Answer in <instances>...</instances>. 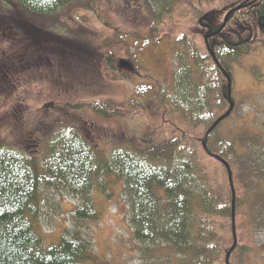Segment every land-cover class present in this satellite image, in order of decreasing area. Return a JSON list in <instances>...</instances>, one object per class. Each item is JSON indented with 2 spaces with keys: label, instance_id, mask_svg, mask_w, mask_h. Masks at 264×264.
<instances>
[{
  "label": "trees",
  "instance_id": "16d2710c",
  "mask_svg": "<svg viewBox=\"0 0 264 264\" xmlns=\"http://www.w3.org/2000/svg\"><path fill=\"white\" fill-rule=\"evenodd\" d=\"M98 1L5 3L17 10L13 29L20 32L22 16L37 22L39 17H59L78 5L93 12L92 5ZM188 1L140 0L142 11L133 9L132 19L139 22L140 17L148 23L154 45L164 37L159 26L163 16L168 17L175 6ZM217 2L216 11L222 12L218 24L209 27L201 14L195 22V34L204 24L208 26L206 34L215 33L230 12L221 31L207 40L209 50L205 42L196 43L195 35H179L175 42L181 49L171 51L166 73L158 78L147 72L143 79L150 81L149 94H136L128 110L111 107L105 100L71 107L108 118H139V136L117 144L115 139V149L107 153L104 147H110L109 140L90 144L77 123L67 118L57 124L56 132L39 135V145L41 141L44 144L42 164L20 146L0 138V264H89L93 232L89 225L100 221L91 193L110 199L109 187L116 183L122 185L123 208L136 250L147 264L245 263V256L253 249L254 232L264 227V134L255 132L247 122L229 140L220 137L218 130L228 119L240 121L236 113L247 97L234 88L233 65L264 44V0ZM44 28L42 33L50 40L45 30L51 28ZM18 32L14 36L17 46L29 60L40 46L23 37L22 29ZM52 33L51 39L68 59L77 61L78 54L84 59L83 53L92 56L85 50L93 49L91 45L66 44ZM125 49L122 44L114 53L109 52L104 67L107 79H122L124 70L118 67L116 57L124 54L122 58H130ZM140 73L138 70L137 77ZM93 148L101 152L95 153ZM213 155L222 166L220 180L207 171V161ZM64 196L78 200L75 206L66 204L71 207L70 227L64 226L54 242H47L39 227L38 211L43 205L62 207Z\"/></svg>",
  "mask_w": 264,
  "mask_h": 264
},
{
  "label": "rangeland",
  "instance_id": "374dc122",
  "mask_svg": "<svg viewBox=\"0 0 264 264\" xmlns=\"http://www.w3.org/2000/svg\"><path fill=\"white\" fill-rule=\"evenodd\" d=\"M139 2L100 0L92 5L95 8L93 12L88 11L86 6L78 5L71 7L74 9H66L59 17H39L41 22H34L22 16L23 37L34 39L40 45L37 56L29 60L25 59L24 52L21 54V51H15L12 47V41L9 39H13L12 35L4 32L11 27H1L0 60L7 57L11 63L14 62L5 72H0L1 140L20 146L28 156L42 164L45 156L44 144L41 141L39 145V135L43 132H56L57 124L68 121L67 118L70 122L77 123V127L90 144H96V141L100 144L103 139L109 140L110 147H104L107 153L115 149V145L123 139L139 136L142 132L139 118H108L89 110L77 112L71 107L89 101L105 100L111 107H125L128 110L131 99L136 94H149L150 81L143 79L147 72L158 78L166 73L171 51L181 49L175 42L179 35H195V41L199 45L205 42L208 27L206 24L203 23L202 31L194 33L199 14L204 16L209 27L218 24L222 17V12L216 11L217 0H201V3L189 0L178 4L168 17L163 16L159 26L164 37L153 45L151 42L155 37L152 33L148 34V23H144L140 17L139 22L132 19L133 9H140ZM144 13L143 15L146 14ZM44 27L51 28L50 31L45 30L49 32L47 36L50 37V42L42 33L41 28L45 29ZM21 29L16 32L21 34ZM51 31L52 35H57L59 41L66 44V41H71L77 46L79 43L91 45L93 49L88 47L89 50H85L92 56L83 53L86 57L84 59H81L79 54L73 56L77 61L68 59L63 48L51 39ZM207 33L213 34L208 31ZM143 39L146 40L142 42ZM122 44H125L127 52L131 55L128 54L130 58H122L124 54L116 57L118 67L123 62L127 63L129 68L119 67L124 70L120 73L122 79H107L104 75L105 59L109 52L114 53L116 47ZM3 51L6 53L3 54ZM44 57H48L50 67L46 66L48 63L43 60ZM138 70H141V73L137 77ZM232 77L235 90L246 95L247 100L236 113L240 121L233 118L226 120L223 126L219 127L218 135L224 140H229L245 122L255 132L264 134V44L254 48L241 58L239 63L233 65ZM48 108L51 109L49 113ZM115 139L116 144L113 143ZM93 151L101 152L95 148ZM207 171L216 179H221L222 166L214 159L207 161ZM121 188V183L111 184L110 199L96 191L91 193L100 221L89 225L93 231L89 264H147L136 250L137 244L128 228ZM64 198L66 201L62 207L43 205L38 211L39 227L47 242H54L64 226L70 227L68 219L71 207L66 204L75 206L78 200L69 196ZM252 239L253 249L245 256L244 264H264V227L254 232Z\"/></svg>",
  "mask_w": 264,
  "mask_h": 264
},
{
  "label": "flooded vegetation",
  "instance_id": "af4514ba",
  "mask_svg": "<svg viewBox=\"0 0 264 264\" xmlns=\"http://www.w3.org/2000/svg\"><path fill=\"white\" fill-rule=\"evenodd\" d=\"M19 9V8H18ZM16 17H17V10H12L9 6H8V4L7 3H5V0H0V31H1V27H6V26H9V27H11V28H9V27H6V28H9V30H7V31H4V32H6V33H10L11 35H12V38L13 39H11V38H9L11 41H12V44L11 45H13L12 47L15 49V51H21L20 53L22 54V48L20 47L19 48V46H17L18 44H17V42H16V40H15V38H14V36L16 35V32H15V30L13 29V24H15L16 25V23H17V19H16ZM23 27V24L21 23L20 25H19V28L21 29ZM9 31V32H8ZM47 41H49L48 39H47ZM49 43V42H48ZM47 43V44H48ZM32 44H34V46H40L37 42H33ZM4 49H7L5 46H2ZM11 47V46H10ZM37 52H38V50H37ZM37 52H36V54H37ZM6 53V51H3V54H5ZM31 56L32 55H30L29 56V58H31ZM37 56V55H36ZM15 59V58H14ZM40 60H41V58H40ZM6 61H7V63H6ZM46 61H47V63L48 64H46V66H48V67H50L51 65L49 64L50 62H49V60H47L46 59ZM61 61V60H60ZM0 62L2 63L1 65H0V72H5V70H7L8 68H7V66L8 65H10V67L12 66V64H14V62H12V64H11V62L8 60V58L6 57V58H3V59H1L0 60Z\"/></svg>",
  "mask_w": 264,
  "mask_h": 264
},
{
  "label": "water",
  "instance_id": "95a60500",
  "mask_svg": "<svg viewBox=\"0 0 264 264\" xmlns=\"http://www.w3.org/2000/svg\"><path fill=\"white\" fill-rule=\"evenodd\" d=\"M254 2V1H253ZM236 9H239V8H236ZM229 14H230V12H228L227 14H226V16H225V18H224V22H223V24L220 26V28L215 32V33H213V34H206L205 35V37H204V41H205V43H206V47H207V40L210 38V37H212L213 35H215V34H217L222 28H223V26H224V24L226 23V20H227V18H228V16H229ZM207 49H208V47H207ZM209 50V49H208ZM209 53L211 54V52L209 51ZM119 67L120 68H129V65L127 64V63H120L119 64ZM228 92H230V86H228ZM230 110H231V107L229 108V110H228V112H227V114L225 115V117L226 116H228L229 114H230ZM212 129H213V127L212 128H210L209 129V131H212ZM202 146H203V148H205L206 147V137L204 138V140H203V142H202ZM213 159H215V160H220L217 156H214L213 155ZM227 171H229L228 169H227ZM232 205H233V203H232ZM232 235H233V240H235L234 242H236V238H235V233H234V229L232 228Z\"/></svg>",
  "mask_w": 264,
  "mask_h": 264
}]
</instances>
